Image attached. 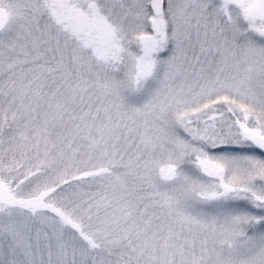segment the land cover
I'll use <instances>...</instances> for the list:
<instances>
[{"label": "snow or ice", "instance_id": "6c2138e0", "mask_svg": "<svg viewBox=\"0 0 264 264\" xmlns=\"http://www.w3.org/2000/svg\"><path fill=\"white\" fill-rule=\"evenodd\" d=\"M0 264H264V0H0Z\"/></svg>", "mask_w": 264, "mask_h": 264}]
</instances>
